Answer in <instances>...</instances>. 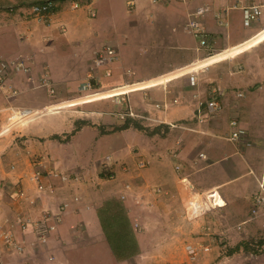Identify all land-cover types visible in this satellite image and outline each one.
<instances>
[{"label":"crops","instance_id":"1","mask_svg":"<svg viewBox=\"0 0 264 264\" xmlns=\"http://www.w3.org/2000/svg\"><path fill=\"white\" fill-rule=\"evenodd\" d=\"M4 1L13 4L0 7V58L30 56L33 60L30 74L13 71L11 90L0 89V130L13 108L56 103L48 110L59 109L143 89L137 98L133 95L143 110L179 100L168 110L157 111L164 123L149 130L121 127L103 134L90 126L75 128L70 115L51 112L25 122L21 131L3 132L0 230L14 223L16 239L26 251L24 255L6 253L4 264H177L174 252L183 248L175 242H160V236L182 233L185 219L215 210L230 217L226 224L230 229L245 228L243 223L256 206L258 180L264 175V77L255 76L264 69L257 70L254 60V49L264 43V0H159L156 4L152 0H88L87 8L95 15L92 19L64 3L57 5L48 27L28 13L30 0ZM254 4L263 6V14L246 26L243 9ZM199 7L208 8L200 21L209 45L214 52H225L192 65L205 57L206 50L183 29ZM5 8L7 13H1ZM106 47L116 50L117 59L97 67V54ZM141 62L143 66L137 67ZM210 65L192 87L188 74ZM130 68L132 73L127 72ZM45 75L51 79L54 96L39 86ZM90 79L109 90L67 100L76 97ZM12 91L17 92L13 99ZM213 98L220 100L222 111L207 123H197L199 103ZM234 118L246 130L238 142L230 140ZM171 123H183L186 128L175 129ZM105 156L111 157L112 180L102 171ZM141 161L145 167H139ZM40 166L76 174L78 180L67 186L55 182L54 197L40 195L31 180ZM17 188L24 190L23 200H18ZM75 197L80 200L76 202ZM64 199L70 206L49 246L35 248L36 230L17 225V219L46 218L50 224L46 212L57 211ZM111 204L109 216L121 215L128 223L124 235L129 239L123 244L133 251V256L120 261L102 219ZM115 206L122 208V214L120 208L112 210ZM147 232L158 235L152 246ZM80 238L86 242H77ZM145 251H152L155 262L145 263ZM49 252L55 254L53 261Z\"/></svg>","mask_w":264,"mask_h":264},{"label":"rangeland","instance_id":"2","mask_svg":"<svg viewBox=\"0 0 264 264\" xmlns=\"http://www.w3.org/2000/svg\"><path fill=\"white\" fill-rule=\"evenodd\" d=\"M40 1L41 0L39 1L30 0V2L28 1L29 7L31 8L32 6L38 4ZM43 1H47V0H42V2ZM53 1L56 7L57 5L59 6V4L62 5L66 3L68 4V7L70 9L72 8L73 4H76L77 8L75 9V11L79 9L81 10V12H83L84 16H86L85 17L86 19H90V18L92 19V16L90 14L91 11H89V9L87 8L88 3H89L88 0H53ZM10 3L13 4V2H7L4 0H0V7H6L4 5H10ZM4 12H6V8L1 10V13H4ZM29 12L30 10L28 11V13ZM30 15H28L27 17H29ZM0 18H3V17L0 16ZM44 25L48 27L50 23L46 22L44 23ZM254 50H256L254 60L255 62H257V70L258 68L264 69V43L260 44V46H258ZM138 66L142 67L143 66L142 62H141V65H137V67ZM152 68L153 67L148 68V69H152ZM244 70H248V69L245 68ZM127 72L132 73L133 71L130 68L127 70ZM201 73H203V70H198L194 72L193 75H196L197 79H199V75ZM188 75L190 77L191 74H188ZM255 76L257 77V79H262L264 77V73L256 74ZM87 85L91 86V90L84 89V86H87ZM100 90H106V89H102L99 86H95L92 83V80L90 79L89 81H86L82 84L80 93L76 97L70 98L67 100L69 101L76 100V98H81L87 94H92L93 92L95 93ZM143 91H146V90L143 89V90H136V92L135 91L128 92L127 94H125L126 96L124 98L126 99L127 103L131 105L132 107H134L133 104L136 105V107H138L139 101H136V100L134 101L133 95L135 94L136 96L135 98H137L138 97L137 92H143ZM117 99H118L117 97H112V98H108L105 100L103 99V100L91 101L88 103L81 102V103H77V105H74L72 107L66 106V107H62L59 109H50L47 111L45 110V108L43 109L41 108L42 109L40 110L41 113H37L35 111L28 118H23L21 115H15L12 112V114L9 115L10 116L9 120L5 121L4 123L5 125L3 126V129L0 130V135L1 134L3 135V132L5 134H8L10 133V131H13V130H15L16 132L21 131V129L23 130L24 129L23 127H25L24 126L25 122L31 123L30 121L33 122V120L41 118V116L47 113H51V112L53 113L59 112V113H65V114L70 115L69 120L70 121L73 120L75 122V128L80 129L84 126H90V127H93L94 129H99L103 134L115 133L121 127L138 129L140 131L150 129V127H148L147 125L139 121L123 122L120 119H118L115 116L116 111L120 109ZM50 104L55 105L56 103H50ZM135 109L137 111H149V110H143L140 108L139 109L135 108ZM108 123H112V124H108ZM118 124H120V126ZM108 125H111V126L109 127ZM69 135L70 134H65V136H69ZM107 158L108 156H105L102 161L105 162ZM102 171H103V168H102ZM104 173L107 176L109 175L107 174V172H104ZM73 175L78 176L76 174H73ZM19 190L24 191L23 189H18L17 191ZM17 191L16 193L18 195L17 197L18 200H21V199L23 200L25 196L23 198L19 197V194ZM48 213L49 211L46 212V216L48 215ZM221 213H222L221 211L207 210L204 212L201 218L194 217V216L191 217L192 220H190V218L189 219L187 218L188 220L187 219L184 220V225L181 228L183 230L182 233L174 232L173 235H170V234H167L166 232H163L160 236L161 238L160 242H164L165 240L175 242L177 243L179 247L183 248V250H177L174 252V260L177 262V264H264V207L259 209V211H258V207H255V209L254 208L252 209L250 217L248 219H245L246 222L243 223L245 228H242V226H239L238 228L230 229L226 225L228 220H231L230 217L227 218L225 217L224 213L223 215H221ZM60 217H61L60 221H62V216ZM47 219H50V221L52 222L51 218H47ZM45 220L46 218L43 219V221ZM39 221H42V220H39ZM214 222L217 225L219 224L221 227L217 226L218 228H216V225H214ZM203 225H206V226L203 227ZM210 225L211 227L213 225V228L209 227ZM58 228H59V225L57 227V230ZM147 235L149 237L148 242L152 246L157 241L158 235L152 234L150 232H147ZM119 239L120 238H117L115 236V240L117 241V244H116L117 249H119L121 246L124 248V250L127 249L126 248L127 245L123 244L124 243L123 241L120 242ZM77 242H79L80 244H83V242H86V240H82L80 238L79 241ZM189 243L195 244L197 246L209 247V251L201 253L200 256L194 261L189 260L187 257L186 250H185V246ZM49 244H50V241L46 245V247H48ZM123 248H121L122 252L118 253L117 255V258L119 259V261L123 260L126 256H128L130 252H133V251H128V253H126L124 252ZM151 252L152 251H145V255H144L145 263L155 262V257H153L150 254ZM49 253H50V257H52L54 260L55 254L54 253L51 254V252ZM182 253L184 256L181 259Z\"/></svg>","mask_w":264,"mask_h":264},{"label":"built area","instance_id":"3","mask_svg":"<svg viewBox=\"0 0 264 264\" xmlns=\"http://www.w3.org/2000/svg\"><path fill=\"white\" fill-rule=\"evenodd\" d=\"M153 3H157L159 0H152ZM56 5L53 0H47L42 3H38L30 8V14L34 17V19L40 23H46L50 17L53 15L55 11ZM77 8L76 4L72 5V9L75 10ZM208 8L207 7H199L196 9V11L193 13L190 21L185 25L183 31L184 33H187L193 37H196L200 40L199 47L201 49L206 50L205 57L199 61H196L194 64L203 62L205 60L211 59L221 53L214 52L211 46L209 45L208 39L205 35L204 29L202 27L200 19L205 16ZM9 12H12V9H8ZM263 14V6L259 4H254L249 7H246L243 9V21L246 26H250L253 23L257 22L260 17ZM94 17L95 15L92 14ZM229 57L228 59H230ZM117 59V52L115 49L111 47L105 48L103 51L98 52L97 57L95 59V64L97 67L103 66L106 63L114 62ZM32 58L30 56H21L18 57L15 60L11 59H2L0 58V89L1 90H11L10 88V82H9V76L11 72L13 71H24L25 73H31V63ZM192 64V65H194ZM210 66H207L205 68H201L199 70L206 71L208 70ZM198 71V70H197ZM196 72V71H195ZM190 85L192 87H196L198 85V79L196 75H193L194 73H190ZM39 86L47 88L49 90V93L54 96L55 95V89L52 86L51 79L45 75L42 77ZM85 90H91V86L87 85L84 86ZM116 89V88H112ZM107 90V89H106ZM109 90V89H108ZM111 90V89H110ZM17 92L12 91L11 98L13 99L16 97ZM127 94V93H126ZM126 95H117L114 97H117V101L119 104V108L115 116L120 119L123 122H134L139 121L143 124L147 125L148 127H152L158 124H163L164 121L158 116V112L166 111L168 108L172 105L179 104V100H174L173 102H166L162 104H156L154 106V109L151 111H137L134 107L129 105L124 98ZM222 96V94H221ZM243 94H239L238 97H242ZM48 106L50 107V104H45L43 107H35V108H13V113L15 115H21L23 118L30 117L31 114H33L35 111L37 113H41L40 110L45 108V110H48ZM42 108V109H41ZM36 109V110H35ZM223 107L219 99L213 98L210 100L202 101L199 103L197 112V123L204 124L208 122V119L215 116L216 114L220 113L222 111ZM50 110V109H49ZM205 111V113H202V111ZM158 111V112H157ZM2 112V109H0V113ZM170 126L175 129H181L186 128L183 123H171ZM230 126L233 129L230 133V140L233 142H238L245 134L246 130L243 127L241 121L238 118H234L230 122ZM110 163L111 158L108 157L106 161L103 163V171L107 172L109 174L107 176V179H114V173L110 169ZM146 164L141 161L139 162V167H145ZM15 169L14 166H12V170ZM73 174L70 173H64L59 170H41V166L39 169L35 170L31 175V180L36 185V189L38 194L40 195H49L54 197L56 195V186L55 182L60 183L62 186H67L70 183H73V180H78V176H72ZM0 179V194L1 190H4V187L1 183ZM259 184V194L256 197V206L259 209L264 207V175L258 180ZM19 194V197H24L25 193L22 190L17 191ZM74 200L77 202L80 200L79 197H75ZM194 205L197 204L199 206V201L196 199L193 200ZM70 206L69 201L67 199H64L62 203L57 208V211H49L47 217L52 219V222L50 224L47 223V221H31L30 219H24L22 217H19L17 219L16 224L21 225L22 227H28L32 226L34 230L37 232V240L34 243L33 246L35 248L40 249L41 246H46L49 241L50 237L53 233L57 231V227L60 223L61 217L65 210ZM220 208V207H219ZM257 211V210H256ZM49 220V219H48ZM15 224L12 223L8 228L1 229L0 230V264H4L3 256L6 253H15L19 255H24L26 253L25 246H23L19 241H17L16 236L14 234L13 228ZM138 226V224H136ZM185 250L187 253V257L189 260H196L201 253L208 252L209 247H202L197 246L195 244L189 243L185 246ZM50 261H53L52 257H49Z\"/></svg>","mask_w":264,"mask_h":264},{"label":"trees","instance_id":"4","mask_svg":"<svg viewBox=\"0 0 264 264\" xmlns=\"http://www.w3.org/2000/svg\"><path fill=\"white\" fill-rule=\"evenodd\" d=\"M111 207H112V204L105 207L104 211H105L106 216H104V214H102V219H103V225L107 230V232H106L107 239L109 240V243H110L111 247L113 248V251L115 252V254L118 255L119 252H122L121 248H123V247L121 246L119 249H117V246H116L117 241L115 240V236L117 238H120L119 239L120 242L121 241L124 242V240L126 241L127 239L125 238L124 232L126 233L128 231V229H127L128 223L126 222L125 218H123L121 215L109 216L108 213H109V211H111ZM119 208H120V206L119 207L115 206L112 208V210H119ZM120 211H119L120 214H122V208H120ZM117 250H119V252ZM123 250H124V248H123ZM124 252L128 253V250L125 249ZM131 256H133L132 252H131V254H128V256H126L125 258L131 257Z\"/></svg>","mask_w":264,"mask_h":264},{"label":"clouds","instance_id":"5","mask_svg":"<svg viewBox=\"0 0 264 264\" xmlns=\"http://www.w3.org/2000/svg\"><path fill=\"white\" fill-rule=\"evenodd\" d=\"M54 12H55V11H54ZM193 64H194V63H193ZM214 64H217V63H214ZM214 64H213V65H214ZM211 66H212V65H210V67H211ZM160 84H161V83H160ZM49 104H50V103H49Z\"/></svg>","mask_w":264,"mask_h":264}]
</instances>
